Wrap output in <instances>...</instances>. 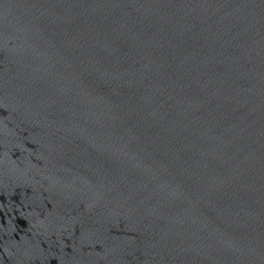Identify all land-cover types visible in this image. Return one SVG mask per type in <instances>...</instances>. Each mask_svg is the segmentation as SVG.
<instances>
[{"label": "water", "instance_id": "obj_1", "mask_svg": "<svg viewBox=\"0 0 264 264\" xmlns=\"http://www.w3.org/2000/svg\"><path fill=\"white\" fill-rule=\"evenodd\" d=\"M0 264H264V0H0Z\"/></svg>", "mask_w": 264, "mask_h": 264}]
</instances>
